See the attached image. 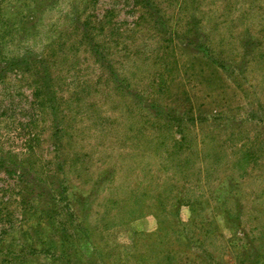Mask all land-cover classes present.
Instances as JSON below:
<instances>
[{
	"label": "rangeland",
	"instance_id": "1",
	"mask_svg": "<svg viewBox=\"0 0 264 264\" xmlns=\"http://www.w3.org/2000/svg\"><path fill=\"white\" fill-rule=\"evenodd\" d=\"M0 264H264V0H0Z\"/></svg>",
	"mask_w": 264,
	"mask_h": 264
}]
</instances>
